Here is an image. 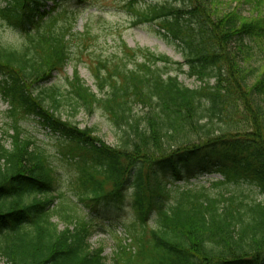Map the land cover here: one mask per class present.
<instances>
[{
    "label": "trees",
    "instance_id": "trees-1",
    "mask_svg": "<svg viewBox=\"0 0 264 264\" xmlns=\"http://www.w3.org/2000/svg\"><path fill=\"white\" fill-rule=\"evenodd\" d=\"M123 1L133 24L155 25L183 61L123 42L91 67L95 91L76 67L65 90L46 85L73 48L86 49L93 13L75 33L78 8L64 0L0 5V100L10 122L0 123L10 138L9 147L0 140V264H264V71L243 64L251 50L243 40L264 43V0ZM80 111L109 119L114 146L95 126L79 127ZM24 118L37 119L73 166L76 202L57 189L51 154ZM196 166L221 178L189 186ZM125 197L130 242L119 239L107 260L102 246L91 248L77 204Z\"/></svg>",
    "mask_w": 264,
    "mask_h": 264
},
{
    "label": "rangeland",
    "instance_id": "rangeland-1",
    "mask_svg": "<svg viewBox=\"0 0 264 264\" xmlns=\"http://www.w3.org/2000/svg\"><path fill=\"white\" fill-rule=\"evenodd\" d=\"M5 0H0V5L4 4ZM164 0H145V2H161ZM233 2L232 5H236ZM254 5V3H253ZM251 7L242 4L240 8L242 12L247 14L252 11ZM63 7L68 9L78 8V14L76 22L73 25L72 31L83 32L88 23L89 14L93 13L95 16L88 24L91 30V36L85 40L87 43L86 49L79 50L73 48L70 61L63 69H59L54 73L52 79L46 85H57L61 90L66 89L67 79L73 75L74 68H77L78 74L83 78L86 85L91 86L95 91L96 85L94 83L91 67L96 65L98 59H110L117 52L121 43H125L129 48L132 47H145L153 52L164 54L169 56L172 60L183 61L182 48L179 45L174 44L168 38H164L158 31L157 27L152 24L142 22L140 24H133L132 17L129 14L127 7L123 0H88L86 3H80L74 0H64ZM52 9V3L46 4L45 10ZM264 11V4L260 6ZM16 34H8L5 42L10 44L15 42ZM77 43V39L73 40ZM244 44L251 47L249 59L244 62L246 67L257 68L258 72L264 71V43H258L257 41H251L249 39L243 40ZM244 58V57H242ZM179 80L182 81L188 87H195L199 85L193 77H187L186 74H179ZM8 109L7 103L0 100V119L3 123L2 126L7 127L10 122L6 117V110ZM68 115V113H64ZM75 122L82 128H90L95 126L98 130V136L101 140H104L107 144L114 146L117 142V131L113 129L109 119L103 115L100 111L91 115H87L84 111H80L74 118ZM21 124L26 133H29L33 137L37 138L39 142L45 147L46 151L51 154V162L58 178L59 191L76 202V199L72 197V192L76 189L74 186L75 172L73 166L67 164L63 159L59 158L57 154V142L48 132L44 129L36 120L31 118H24ZM9 134H12L9 132ZM0 140L4 142V145L9 147L10 138L7 136H0ZM194 177L190 178L189 186L194 184H208L211 180L220 179V175L216 173H208L207 170H203L196 166L191 169ZM186 172L183 170V177ZM168 179V178H167ZM173 182V181H171ZM177 185H183L186 181H174ZM78 203V202H77ZM56 204V201L54 202ZM97 204V205H96ZM91 209L83 208L79 203L77 208L81 217L89 223L90 235L88 241L91 248L96 249L99 246L103 248V256L107 260L111 259L114 250L119 243V239L128 243V230L131 225L135 224V217L130 206V200L124 198L117 202L107 201L106 203H96ZM154 215H151V219L147 222L146 227L151 228L154 225ZM53 220L57 221L56 218ZM137 230V225H134ZM60 229H63L64 223L59 224Z\"/></svg>",
    "mask_w": 264,
    "mask_h": 264
}]
</instances>
